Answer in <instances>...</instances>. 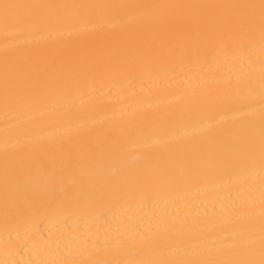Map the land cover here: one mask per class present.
I'll return each instance as SVG.
<instances>
[{
	"label": "bare ground",
	"instance_id": "6f19581e",
	"mask_svg": "<svg viewBox=\"0 0 264 264\" xmlns=\"http://www.w3.org/2000/svg\"><path fill=\"white\" fill-rule=\"evenodd\" d=\"M0 264H264V0H0Z\"/></svg>",
	"mask_w": 264,
	"mask_h": 264
}]
</instances>
